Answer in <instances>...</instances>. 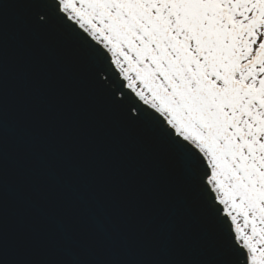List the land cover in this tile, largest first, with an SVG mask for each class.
Returning a JSON list of instances; mask_svg holds the SVG:
<instances>
[{
	"label": "snow or ice",
	"instance_id": "1",
	"mask_svg": "<svg viewBox=\"0 0 264 264\" xmlns=\"http://www.w3.org/2000/svg\"><path fill=\"white\" fill-rule=\"evenodd\" d=\"M0 264H264V0H0Z\"/></svg>",
	"mask_w": 264,
	"mask_h": 264
}]
</instances>
